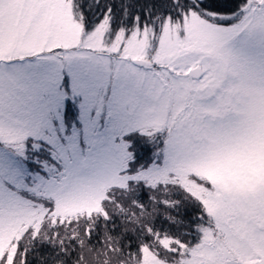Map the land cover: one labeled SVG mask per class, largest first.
I'll return each mask as SVG.
<instances>
[{"label":"snow or ice","instance_id":"obj_1","mask_svg":"<svg viewBox=\"0 0 264 264\" xmlns=\"http://www.w3.org/2000/svg\"><path fill=\"white\" fill-rule=\"evenodd\" d=\"M0 264H264V0H0Z\"/></svg>","mask_w":264,"mask_h":264},{"label":"trees","instance_id":"obj_2","mask_svg":"<svg viewBox=\"0 0 264 264\" xmlns=\"http://www.w3.org/2000/svg\"><path fill=\"white\" fill-rule=\"evenodd\" d=\"M133 144L138 146V155L140 157V161L144 163L150 162L152 152L154 150L153 145L139 139L138 137L133 141ZM177 199H179V197H177ZM196 212H198V209L195 208V206H192L189 212V216L194 215Z\"/></svg>","mask_w":264,"mask_h":264},{"label":"rangeland","instance_id":"obj_3","mask_svg":"<svg viewBox=\"0 0 264 264\" xmlns=\"http://www.w3.org/2000/svg\"><path fill=\"white\" fill-rule=\"evenodd\" d=\"M133 135H135V136L138 137L139 139H141V140L147 142L146 138L140 137L138 134H133ZM177 197H179V196H177Z\"/></svg>","mask_w":264,"mask_h":264}]
</instances>
